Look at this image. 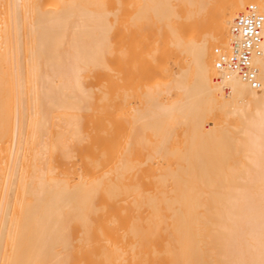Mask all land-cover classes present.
<instances>
[{
  "label": "bare ground",
  "instance_id": "obj_1",
  "mask_svg": "<svg viewBox=\"0 0 264 264\" xmlns=\"http://www.w3.org/2000/svg\"><path fill=\"white\" fill-rule=\"evenodd\" d=\"M250 3L0 0V264H264Z\"/></svg>",
  "mask_w": 264,
  "mask_h": 264
},
{
  "label": "built area",
  "instance_id": "obj_2",
  "mask_svg": "<svg viewBox=\"0 0 264 264\" xmlns=\"http://www.w3.org/2000/svg\"><path fill=\"white\" fill-rule=\"evenodd\" d=\"M231 39L226 50L214 48V65L224 75L236 74L252 88H258L255 58L261 55L264 31V14L250 3L234 17Z\"/></svg>",
  "mask_w": 264,
  "mask_h": 264
},
{
  "label": "rangeland",
  "instance_id": "obj_3",
  "mask_svg": "<svg viewBox=\"0 0 264 264\" xmlns=\"http://www.w3.org/2000/svg\"><path fill=\"white\" fill-rule=\"evenodd\" d=\"M231 121H232V122H234V121H235V119H231Z\"/></svg>",
  "mask_w": 264,
  "mask_h": 264
}]
</instances>
